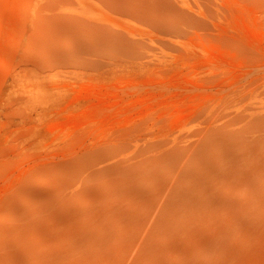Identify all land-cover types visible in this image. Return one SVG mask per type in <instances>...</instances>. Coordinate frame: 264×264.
<instances>
[{
  "label": "bare ground",
  "instance_id": "1",
  "mask_svg": "<svg viewBox=\"0 0 264 264\" xmlns=\"http://www.w3.org/2000/svg\"><path fill=\"white\" fill-rule=\"evenodd\" d=\"M22 29L0 264H264V0H27Z\"/></svg>",
  "mask_w": 264,
  "mask_h": 264
},
{
  "label": "rangeland",
  "instance_id": "2",
  "mask_svg": "<svg viewBox=\"0 0 264 264\" xmlns=\"http://www.w3.org/2000/svg\"><path fill=\"white\" fill-rule=\"evenodd\" d=\"M27 0H0V93L2 92L3 73H19L16 64L20 54L19 37L23 29L24 9ZM22 81L17 84L24 91L32 90L37 85V78L31 74L23 73ZM53 81V79L51 78ZM58 125V126H57ZM63 126V125H61ZM59 123L45 127L43 134H48Z\"/></svg>",
  "mask_w": 264,
  "mask_h": 264
}]
</instances>
